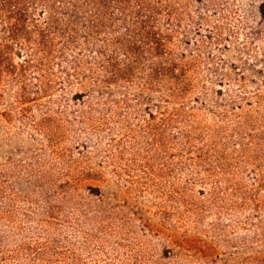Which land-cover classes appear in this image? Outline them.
<instances>
[{
  "label": "rangeland",
  "instance_id": "1",
  "mask_svg": "<svg viewBox=\"0 0 264 264\" xmlns=\"http://www.w3.org/2000/svg\"><path fill=\"white\" fill-rule=\"evenodd\" d=\"M133 1L0 54V264H264V0Z\"/></svg>",
  "mask_w": 264,
  "mask_h": 264
},
{
  "label": "trees",
  "instance_id": "2",
  "mask_svg": "<svg viewBox=\"0 0 264 264\" xmlns=\"http://www.w3.org/2000/svg\"><path fill=\"white\" fill-rule=\"evenodd\" d=\"M133 0H0V54L51 50L55 36L68 41L78 25L91 18L89 9L132 7ZM8 69L16 65L7 63Z\"/></svg>",
  "mask_w": 264,
  "mask_h": 264
}]
</instances>
